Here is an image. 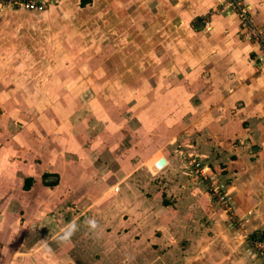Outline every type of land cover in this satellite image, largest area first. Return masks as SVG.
I'll return each instance as SVG.
<instances>
[{
    "label": "rangeland",
    "instance_id": "rangeland-1",
    "mask_svg": "<svg viewBox=\"0 0 264 264\" xmlns=\"http://www.w3.org/2000/svg\"><path fill=\"white\" fill-rule=\"evenodd\" d=\"M52 8H0V226L9 230L3 238L17 245L23 228L56 232L82 212L113 215L120 181L131 180L123 183L128 193L151 195L146 181L161 192V174L149 172L161 151L178 168L170 174L177 186L200 182V191L225 194L204 179L205 166L217 165L210 159L216 153L218 166H227L236 156L229 147L244 144L231 132L205 136L213 115L179 107L176 87L167 90L177 71H162L155 56L156 47L172 44L125 41L130 25L97 3Z\"/></svg>",
    "mask_w": 264,
    "mask_h": 264
},
{
    "label": "crops",
    "instance_id": "crops-1",
    "mask_svg": "<svg viewBox=\"0 0 264 264\" xmlns=\"http://www.w3.org/2000/svg\"><path fill=\"white\" fill-rule=\"evenodd\" d=\"M42 1L53 13L97 3L100 10L108 9L115 20L130 25L125 41L143 37L141 42L172 44L154 47L153 53L161 59L162 71L169 73L172 66L177 71V83L167 90L176 87L179 107L188 113L190 108H205L213 115L205 136L220 139L218 133L231 132L244 145L229 147L236 156L225 162L227 166H218L215 152L210 159L217 165L205 166L203 174L214 188H224L232 212L220 206L213 192L200 191V182L177 186L170 174L178 168L161 151L167 165L149 169L161 174V192L146 181L151 195L128 193L123 185L132 186L131 180L120 181L118 194L111 197L113 215L102 211L96 219L100 228L90 234L84 225L89 215L82 212L74 218L79 230L67 244L57 239L61 229L53 232L52 226L49 232L36 226L33 234L21 229L17 245H11L3 238L8 228L0 226V264H264L251 249L253 240L264 239V65L224 0H92L85 7L81 0ZM244 2L254 22L264 28V0ZM189 121L202 120L194 116Z\"/></svg>",
    "mask_w": 264,
    "mask_h": 264
},
{
    "label": "built area",
    "instance_id": "built-area-1",
    "mask_svg": "<svg viewBox=\"0 0 264 264\" xmlns=\"http://www.w3.org/2000/svg\"><path fill=\"white\" fill-rule=\"evenodd\" d=\"M223 3L236 15L242 28L243 37L258 48L260 59L264 65V28L254 22L253 16L244 0H224ZM0 8L1 10L24 9L26 11L42 12L45 9V5L42 0H0ZM204 25L205 27L210 26L208 20L204 21ZM214 192L222 208L227 212H232L233 206L229 197L226 194H220L217 189H214ZM251 249L255 255L261 257L264 261V239L253 240Z\"/></svg>",
    "mask_w": 264,
    "mask_h": 264
},
{
    "label": "clouds",
    "instance_id": "clouds-1",
    "mask_svg": "<svg viewBox=\"0 0 264 264\" xmlns=\"http://www.w3.org/2000/svg\"><path fill=\"white\" fill-rule=\"evenodd\" d=\"M84 224L88 227V229L90 231H92L93 233H95L99 228L100 225L98 223V221L93 218V217H88L84 220ZM79 230V225L77 224V221L74 219L73 221L69 222L68 224H66L61 230L60 233L58 234L57 239L61 242V243H70L72 237L74 236V234ZM42 245L44 248H47V243L46 242H42Z\"/></svg>",
    "mask_w": 264,
    "mask_h": 264
},
{
    "label": "trees",
    "instance_id": "trees-1",
    "mask_svg": "<svg viewBox=\"0 0 264 264\" xmlns=\"http://www.w3.org/2000/svg\"><path fill=\"white\" fill-rule=\"evenodd\" d=\"M91 2H92V0H81V2H80V6H81V7H85L86 5L90 4ZM48 177H49V175H44V179H45V181L47 180ZM31 181H32L31 179H29V180L27 181V185H26V189H27V190L30 189ZM46 183H47L48 185H56V183L51 184V183H48L47 181H46Z\"/></svg>",
    "mask_w": 264,
    "mask_h": 264
},
{
    "label": "water",
    "instance_id": "water-1",
    "mask_svg": "<svg viewBox=\"0 0 264 264\" xmlns=\"http://www.w3.org/2000/svg\"><path fill=\"white\" fill-rule=\"evenodd\" d=\"M167 165V161L165 158H161L160 160H158V162L156 163V167L159 169H162L163 167H165Z\"/></svg>",
    "mask_w": 264,
    "mask_h": 264
}]
</instances>
